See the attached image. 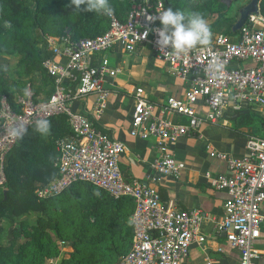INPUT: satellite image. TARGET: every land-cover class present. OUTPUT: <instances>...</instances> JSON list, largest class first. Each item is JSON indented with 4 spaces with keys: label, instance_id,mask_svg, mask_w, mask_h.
I'll return each mask as SVG.
<instances>
[{
    "label": "built area",
    "instance_id": "1",
    "mask_svg": "<svg viewBox=\"0 0 264 264\" xmlns=\"http://www.w3.org/2000/svg\"><path fill=\"white\" fill-rule=\"evenodd\" d=\"M167 8L164 0H143L121 19L107 16L108 29L90 38L71 41L67 37L37 36L42 66L54 82L47 100L34 101L32 92L19 95L16 110L5 98L0 106V186L6 181L4 158L17 139L7 130L18 123L26 127L37 119L63 114L72 134L56 140V174L47 183L37 182L39 198L60 193L78 181L105 190L114 198L127 197L133 203L130 215L131 244L113 264H180L193 244H202L204 215L197 208H165L158 189L131 178L119 166L123 143L100 129L88 112H79L70 100L96 93L90 109L93 116L105 107L108 90L104 81L119 68L109 64L106 51L121 44L127 52L149 43L152 52L184 83L181 97L168 96L162 105L152 103L140 89L133 107L130 134L153 137L158 152L151 167L158 175H175L176 164L168 144L199 129L204 122L217 123L240 112L255 111L264 117V16L249 14L236 34H212L211 44L197 46L187 55L165 56L157 45L158 17ZM170 52L171 48L166 49ZM63 58L64 61L60 59ZM224 64L216 78L208 71L211 61ZM66 82L76 85L71 91ZM29 89V87H27ZM42 106H47L46 110ZM241 157L217 154L227 163L226 173L206 177L226 197L223 217L216 231L239 250L238 264H261L264 257V136L250 134ZM204 264H218L207 257Z\"/></svg>",
    "mask_w": 264,
    "mask_h": 264
},
{
    "label": "trees",
    "instance_id": "2",
    "mask_svg": "<svg viewBox=\"0 0 264 264\" xmlns=\"http://www.w3.org/2000/svg\"><path fill=\"white\" fill-rule=\"evenodd\" d=\"M142 2L109 0L121 19ZM70 4L71 0H0V57L17 56L11 74L0 62V106L5 98L17 110V97L24 95L27 87L34 101L47 100L54 91V82L42 66L44 54L38 45L37 29L73 42L108 29L106 15L78 13ZM164 5L186 13H200L212 34L238 32L231 31L234 22L227 14L231 4L222 0H164ZM259 12L264 16V0H260ZM46 120L51 124L48 135L35 132V124H31L4 158L6 181L0 186V264H54L53 259L60 254L58 239L70 240L72 244V249L59 257V264H83V261L113 264L131 244L133 203L127 197L114 198L82 181L60 193L39 198L37 182L47 183L56 174V140L72 134L63 114ZM233 121L232 129L238 134L264 136V117L256 112H240ZM158 192L163 206L171 208L165 192ZM8 226H12V237L4 242ZM19 233L24 239L16 244Z\"/></svg>",
    "mask_w": 264,
    "mask_h": 264
},
{
    "label": "crops",
    "instance_id": "3",
    "mask_svg": "<svg viewBox=\"0 0 264 264\" xmlns=\"http://www.w3.org/2000/svg\"><path fill=\"white\" fill-rule=\"evenodd\" d=\"M105 55L109 64L118 67L119 71L113 78L104 81L108 95L102 112L97 116L90 113L96 93L70 100L71 107L79 112H88L95 125L123 143L124 149L119 157L123 172L163 190L172 207L197 208L204 215L201 230L206 235V241L191 245L180 264H204L207 257L218 264H238L239 250L227 242L223 233L216 231V224L223 217L226 192L211 187L206 177L207 173L227 172L226 161L217 154L241 157L246 153L248 135L238 134L232 129L236 115L230 116L228 113L231 110L228 109L229 117L224 122H204L197 131L169 142V150L179 167L178 173L158 175L151 167L158 156L155 139L130 134L137 91L140 89L159 106L168 96L181 97L185 83L152 52L149 43L137 46L132 52L116 44ZM60 60L64 61L63 58ZM65 84L71 91L76 88L72 82ZM260 263L264 264V257L260 258Z\"/></svg>",
    "mask_w": 264,
    "mask_h": 264
},
{
    "label": "clouds",
    "instance_id": "4",
    "mask_svg": "<svg viewBox=\"0 0 264 264\" xmlns=\"http://www.w3.org/2000/svg\"><path fill=\"white\" fill-rule=\"evenodd\" d=\"M76 12H94L112 16L114 13L113 7L109 4V0H71ZM82 6H85L82 9ZM150 19H159L161 27L157 29V45L165 56L180 57L187 55L192 49L197 46L207 47L211 44L212 32L208 22L203 15L198 12H185L183 10H174L168 7L160 13L158 17ZM6 26H10L6 22ZM171 48L168 52L166 49ZM224 64L218 59H214L208 66V71L216 78H220L223 73ZM25 95L28 90H24ZM47 106H42L46 110ZM51 124L46 119H37L35 121L34 131L46 136L49 134ZM8 135L14 139H22L27 133V127L23 123H18L7 130ZM99 195V193H96Z\"/></svg>",
    "mask_w": 264,
    "mask_h": 264
},
{
    "label": "rangeland",
    "instance_id": "5",
    "mask_svg": "<svg viewBox=\"0 0 264 264\" xmlns=\"http://www.w3.org/2000/svg\"><path fill=\"white\" fill-rule=\"evenodd\" d=\"M170 1V0H168ZM223 2H227L229 5L231 4V10L227 12L228 15H230L232 17V20L233 22H235L236 18H237V15H238V9L244 5L248 0H238L234 3H231L230 0H222ZM36 35L37 36H42L43 35V32H41L40 30H36ZM17 60V56H3V57H0V62L5 64V66L7 67L8 69V72L11 74V69L13 68L15 62ZM28 92H31L30 88L27 89ZM80 192L79 190L75 193H78ZM25 216H22V218H24ZM12 226H8L7 227V232H6V235L4 237V242L9 240L11 237H12ZM23 235L21 233H19L15 239L16 241V244H19L21 241H23ZM57 244H58V247H59V250H60V254H59V257L61 256H64L67 254V250H71L72 247H71V241L70 240H62V239H58L57 241ZM59 257L58 258H55L53 259L54 260V264H59ZM52 259V258H51ZM82 264V263H81ZM83 264H84V261H83Z\"/></svg>",
    "mask_w": 264,
    "mask_h": 264
},
{
    "label": "water",
    "instance_id": "6",
    "mask_svg": "<svg viewBox=\"0 0 264 264\" xmlns=\"http://www.w3.org/2000/svg\"><path fill=\"white\" fill-rule=\"evenodd\" d=\"M259 3L260 0H248L244 5H242L238 9L237 18L231 27V31L233 33L237 32L241 28L249 14L259 12Z\"/></svg>",
    "mask_w": 264,
    "mask_h": 264
}]
</instances>
